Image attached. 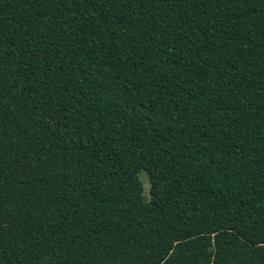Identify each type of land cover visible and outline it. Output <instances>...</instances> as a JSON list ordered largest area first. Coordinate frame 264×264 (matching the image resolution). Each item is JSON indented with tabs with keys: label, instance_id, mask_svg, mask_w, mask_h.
<instances>
[{
	"label": "trees",
	"instance_id": "trees-1",
	"mask_svg": "<svg viewBox=\"0 0 264 264\" xmlns=\"http://www.w3.org/2000/svg\"><path fill=\"white\" fill-rule=\"evenodd\" d=\"M0 264H264V0H0Z\"/></svg>",
	"mask_w": 264,
	"mask_h": 264
},
{
	"label": "rangeland",
	"instance_id": "rangeland-1",
	"mask_svg": "<svg viewBox=\"0 0 264 264\" xmlns=\"http://www.w3.org/2000/svg\"><path fill=\"white\" fill-rule=\"evenodd\" d=\"M139 178H140L142 185H143V188H144V195H145V197H147L148 196V188H149L148 178H147L146 174L143 172H141L139 174Z\"/></svg>",
	"mask_w": 264,
	"mask_h": 264
}]
</instances>
